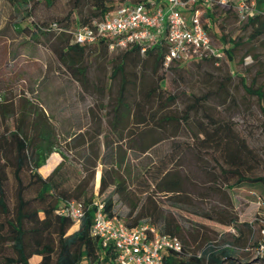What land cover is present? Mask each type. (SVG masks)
I'll use <instances>...</instances> for the list:
<instances>
[{"label": "rangeland", "instance_id": "obj_1", "mask_svg": "<svg viewBox=\"0 0 264 264\" xmlns=\"http://www.w3.org/2000/svg\"><path fill=\"white\" fill-rule=\"evenodd\" d=\"M122 1L105 0L107 5H112V9ZM92 3L93 0H81L72 8V0H53L50 5L45 0H30L24 10L13 14V10L0 0V32L4 30L7 34V37L0 35V75L10 79L7 87H3L0 80V101H4V98L14 100L21 95L36 100L43 98L48 112L61 120L56 125L57 149L65 152L71 160L75 159V145H79V148L96 146L100 148V155L104 151V133L109 134L105 115L109 113L118 87L117 79L111 81L110 87L107 85L110 59L121 51L92 52L94 49H91L84 62L88 67V78L95 87L89 93L79 95L76 90L78 85L75 84V89L70 85L69 89L58 94L62 88L60 78H63L61 72L64 70L52 52L56 38L45 34L33 39L26 29L13 31L12 28H5L11 21L17 20L21 25L28 23V16L37 21L52 20L63 18L72 11L71 17L82 18L85 11L92 8ZM212 16V19L204 16L202 19L212 44L222 48L221 36L226 40L239 41L232 61L227 59L224 51L218 63L187 61L179 69H160L158 75L153 73L148 60L137 64L130 61L126 65L132 115L123 127L121 140L111 134L108 137L120 165H112L110 161L105 165H96L93 193L96 199L101 198L98 188L103 171L107 178L114 174L126 184L125 199L123 196L116 197V208L122 218L126 219L125 215L134 203L136 210L149 208L158 215L171 216L181 224L192 251L202 248L208 240L220 241L224 238L232 241L241 234L243 239L238 245L239 256L255 259L264 257V183L245 180L238 185L239 177L234 173L217 179L215 174H219V169L214 164L213 152L198 149L195 144L203 136L201 124L232 121L234 127L245 134L251 145L264 155V110L261 109L264 98L260 102L257 95L247 93L240 83L243 76L246 86L260 87L264 91V37L249 38L250 28L238 20L234 10L216 7ZM253 54H257L258 59ZM17 69L22 70L20 77L16 75ZM159 76H163L161 86L164 90L154 94L152 102L148 103L147 92L153 86L156 88ZM102 85L105 86L103 92L99 90ZM35 90L37 92L34 94ZM168 95L173 96L174 101H168ZM136 102H145L146 107L142 111L136 110ZM189 104L194 105L190 108ZM145 111L146 114L157 112V117L171 115L174 120L163 127L154 121H140L139 117ZM185 115L187 121L183 118ZM78 125L83 139L75 142L68 136L77 132ZM56 154L61 158L58 151ZM160 168H166L169 175L179 178V193H163L153 188L152 178ZM43 169L39 170L40 173ZM239 170L245 178L264 177V160L253 167L243 166ZM24 182H27L26 176ZM14 185L12 174L8 171L10 206L13 204ZM257 197H260V202ZM179 200L183 202H174ZM198 211L213 215L221 212L225 218L234 217L237 227L208 219L199 215ZM246 223L251 225L250 229ZM254 242L261 244L256 246ZM4 252L11 254L9 249H4ZM40 259V256H33L29 261L35 264Z\"/></svg>", "mask_w": 264, "mask_h": 264}, {"label": "trees", "instance_id": "obj_2", "mask_svg": "<svg viewBox=\"0 0 264 264\" xmlns=\"http://www.w3.org/2000/svg\"><path fill=\"white\" fill-rule=\"evenodd\" d=\"M29 1L3 0V4L11 8L15 14L20 12L19 10H24ZM80 1L72 0V8H75ZM131 1L143 2L145 0ZM255 1L258 12L245 21L238 19L246 28H250L249 38L251 39L264 37V0ZM45 2L50 5L53 0H45ZM216 7L219 6L214 4L206 8L204 17L212 19L213 10ZM112 8V5H107L105 0H93L92 8L87 9L82 18L71 17L72 11L63 18L52 20L37 21L32 16H28V23L21 25L17 20L11 21L5 30L26 29L29 32L28 36L33 39L45 34L53 35L56 39L52 52L64 70L61 72L62 88L58 90V94H62L66 88L69 89L70 85L75 89V84H77L78 94L84 95L95 87L88 78V67L84 62L86 56L91 49H94L92 52L110 51L109 42L101 38L93 44L75 43L69 41L67 36L63 39L65 35L50 30L49 24L56 22L61 28L90 24L94 19L104 18L113 10ZM221 8H226L228 11L233 10L231 6ZM204 27L207 29L206 25ZM1 31L0 35H7L3 32L4 30ZM221 40L222 52L225 51L227 59L232 61L235 48L239 45L238 39H229L230 44L224 36H221ZM116 51L121 52L110 59L111 70L107 85L110 87L111 81L117 79L118 87L110 104L109 113L105 117L109 126V134L121 140L123 127L132 115L128 101L130 80L126 76V65L130 61L137 64L139 61L148 60L152 65L153 73L158 75L160 69L172 70L174 67L179 69L181 64L186 62H172L169 67L164 68L163 59L167 52V45L164 42L152 45L143 52H141V45L137 43ZM253 55L255 59H258L257 54ZM199 60L218 63L221 59L206 57ZM17 70L16 75L20 77L22 70ZM0 80L3 87H7L10 81L9 77L4 75H0ZM157 80L156 88L153 86L147 92L148 103L152 102L154 94H160L164 90L161 86L163 76L157 77ZM240 83L247 93L257 95L258 100L262 101L264 91L260 87L246 86L243 76L240 78ZM103 87L105 86L102 85L99 88L101 92H103ZM36 92L37 90L34 94ZM40 99L21 95L14 100L4 98V101H0V247L2 249L0 264H32L29 259L33 256L41 257L35 264H106L111 262L115 257L113 248L103 247L100 239L91 234L96 210L94 202L103 205V211L107 216L122 218L116 208V197L123 196L124 198L126 194L124 180L121 181L114 174L107 178L103 171L98 188V195L101 198L96 199L93 193L92 180L96 165H105L107 161H110L112 165H120L115 158L114 148L108 141L109 134L104 133V151L101 155L100 148L96 146L79 148V145H75L73 146L75 159H69L65 152L57 149L56 125L61 120L52 116L45 106L44 99ZM174 99L173 96H167L168 101H174ZM197 101L196 99L195 102ZM193 105L189 104V107ZM144 107H146L145 102L143 104L136 102V107L134 106L136 110L141 111ZM261 109L264 110V105ZM146 113L147 111L140 115V121H154L160 127L174 120V116L171 115L164 114L157 117V112ZM183 118L185 121L188 120L186 115ZM201 132L203 136L195 145L198 149L205 148L213 152L214 164L219 169V174H215L217 179H222L221 177L227 173H234L239 177L236 182L238 185L245 180L264 183V177L245 178L240 174L241 167L250 168L261 163L264 155L251 145L245 134L234 127L232 121H211L208 124H201ZM68 139L75 142L83 139L80 125H78L77 132L68 136ZM56 151L59 152L61 160L46 175H42L39 169L46 164L50 154ZM8 171L11 172L15 182L11 206L9 204ZM24 176L27 178L26 183ZM151 184L158 192L179 193L181 191L179 178L169 175L166 168L156 170ZM31 191L33 193L29 195ZM72 200L80 201L84 206V216L78 222L77 227L71 219L56 213L58 208ZM174 202L182 203L183 201ZM132 205L133 208L125 215L126 219L122 218L128 226H136L148 221L156 225L161 232L173 235L180 240L182 245L180 252L169 250L164 253L165 264H264V257L252 259L239 256L240 246L238 245L243 239L241 234L232 241L224 238L220 241L208 240L202 248L192 251L181 224L171 216L158 215L154 209L148 210L149 208L144 211L136 210V204ZM198 213L221 224L237 227L236 218H225L221 212H216L214 215L199 211ZM245 225L250 229V224ZM254 244L258 246L261 242H254ZM4 249H9L11 254H6Z\"/></svg>", "mask_w": 264, "mask_h": 264}, {"label": "built area", "instance_id": "obj_3", "mask_svg": "<svg viewBox=\"0 0 264 264\" xmlns=\"http://www.w3.org/2000/svg\"><path fill=\"white\" fill-rule=\"evenodd\" d=\"M214 4L231 6L240 21L258 12L255 0H123L104 18L94 19L90 24L61 28L52 22L49 29L79 44H93L104 38L109 42L110 51L123 50L137 43L143 52L164 42L167 52L163 66L167 68L172 62L206 57L222 59V48L212 44L202 20L206 8ZM257 199L260 202V197ZM94 204L91 234L100 239L103 247H112L115 251L113 260L106 264H165L166 251L180 252V240L161 232L151 222L128 226L122 218L107 216L102 204ZM56 213L78 223L84 216V206L72 200Z\"/></svg>", "mask_w": 264, "mask_h": 264}, {"label": "crops", "instance_id": "obj_4", "mask_svg": "<svg viewBox=\"0 0 264 264\" xmlns=\"http://www.w3.org/2000/svg\"><path fill=\"white\" fill-rule=\"evenodd\" d=\"M61 160V158L59 157V155L58 154H56V152H52L51 154H50V156L48 157V159H47V161H46V164L45 165H43L41 168L43 169V167H46V169L44 168L43 170H42V175H46L59 161ZM40 168V169H41ZM39 169V170H40ZM40 172V171H39ZM76 224V226L75 227H77V224L78 223H75Z\"/></svg>", "mask_w": 264, "mask_h": 264}]
</instances>
